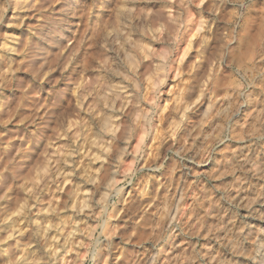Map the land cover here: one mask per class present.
Here are the masks:
<instances>
[{"label": "clouds", "instance_id": "clouds-1", "mask_svg": "<svg viewBox=\"0 0 264 264\" xmlns=\"http://www.w3.org/2000/svg\"><path fill=\"white\" fill-rule=\"evenodd\" d=\"M5 25L0 264H264V0H0Z\"/></svg>", "mask_w": 264, "mask_h": 264}, {"label": "rangeland", "instance_id": "rangeland-1", "mask_svg": "<svg viewBox=\"0 0 264 264\" xmlns=\"http://www.w3.org/2000/svg\"><path fill=\"white\" fill-rule=\"evenodd\" d=\"M19 32L18 31H11L9 30V28L7 27V25H5V27L3 29H0V41L5 40L6 38L9 37H14V36H18ZM195 36V32H193V37ZM72 42L71 37L68 39V41H66V43L70 44ZM186 48L191 49L192 48V42L190 41L189 44L185 45ZM173 85L169 86V90H171V87ZM168 101L165 100V106H167Z\"/></svg>", "mask_w": 264, "mask_h": 264}]
</instances>
